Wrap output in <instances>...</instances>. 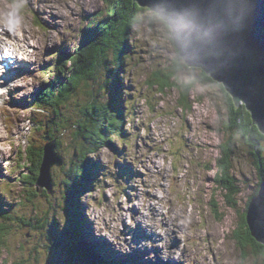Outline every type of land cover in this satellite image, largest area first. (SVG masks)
Wrapping results in <instances>:
<instances>
[{"label": "rangeland", "instance_id": "obj_1", "mask_svg": "<svg viewBox=\"0 0 264 264\" xmlns=\"http://www.w3.org/2000/svg\"><path fill=\"white\" fill-rule=\"evenodd\" d=\"M105 1L23 0L22 24L10 34L6 27V30L0 29V36L6 38L3 40L10 48L18 31L16 39L28 46L23 50L28 48L29 53L26 61L17 62L20 68L9 67L15 75L7 73L10 78L20 74L19 79L29 85V92L20 81L15 94L23 91L18 95L21 98L13 96L12 92L3 98V103L13 97L11 101L14 104L9 101L8 110L0 104V211H3L0 213V232L6 236L5 242L0 244V264H155L157 259L160 264H188L185 257L191 253L190 231L196 238L193 247L201 256V264H263V256L248 246H244L246 249L242 251L236 238L242 234L240 227L243 226L244 215L251 233L250 219L253 228H260L264 235L262 221L254 211V201L261 192L262 199H258L260 204H264V141L251 135L252 128L244 127L246 135L238 134L235 126L229 129L232 134L224 129L230 111L227 103L230 94L225 87L220 89L212 77L210 80L215 83H196L186 107L180 105L183 99L181 87L168 88L160 93V87L151 85L159 71L163 76L174 74L175 63L180 65L178 61L182 59L180 55L177 59L178 50L169 26L153 11L132 30L127 49L133 54H129L130 59L118 67L121 72L118 79H122L115 87L122 90L126 123L123 126L125 134L121 137L125 136V139H112V145L99 148L94 139L73 126L79 118L85 122L93 117L87 115L85 105L92 89L84 88L78 92L77 104L71 100L72 105L64 114L66 118H73L71 123L64 122L61 126L60 122L51 128L46 120L49 128L47 140L50 141L57 132L61 147L57 150V142L53 141L45 142V149L50 148V144L55 145L60 164L51 171L42 167L38 184L33 182L31 174L35 170V156L32 152L26 154L24 149L37 142L38 136L47 129L37 120L43 111L35 105L39 90L44 87L40 85L31 94L35 82H31L30 72L35 75L33 78L37 83L41 80L43 84L58 86L59 76L48 73L55 70L57 65L51 64L54 61L46 64L45 70L41 67L45 52L51 50L56 54L63 50L69 56V53L74 54L89 22L102 18L99 14L107 12ZM12 2L0 0L1 22ZM11 52L13 59L20 54L17 48ZM69 58L65 56V59ZM58 62L59 59L56 60ZM180 67L178 86L184 89L186 84L197 81L196 75L202 70L185 62ZM39 71L48 74L45 77L36 75ZM95 82L91 85L93 95L97 97L96 103L105 107L98 115L100 135L106 137L112 130L109 128L110 116H115L105 101L109 98L107 90L113 85H108L107 89ZM14 83L17 84L16 81ZM250 117L252 125L256 126L251 114ZM34 120L40 125L37 126ZM9 121H14L16 129L9 127ZM236 123H240V118ZM69 125L73 127L63 130ZM230 137L237 147L226 159L231 165L223 174L220 166L224 163H220L219 158ZM29 141L32 142L30 145ZM119 147L121 151L117 150ZM89 151L92 154L84 158ZM256 152L263 156V160L261 156L257 158ZM46 163L47 160L43 162L44 165ZM161 163L166 167L155 178L153 173ZM164 170L170 181L160 180L164 177ZM220 179L229 182L224 185ZM183 180L188 187L182 184ZM230 186L240 191L234 203L225 199L226 188ZM177 189L181 190L171 196ZM180 193L184 195L183 200L178 196ZM173 205L177 214L184 218L179 220L181 226L174 220L169 225L164 215L166 206L173 208ZM162 212L164 214L160 216ZM190 214L194 220L191 216L190 220L185 217ZM163 217L164 223L160 221ZM173 230L176 232L173 233V249L170 250L166 238ZM195 256L189 264H197Z\"/></svg>", "mask_w": 264, "mask_h": 264}, {"label": "trees", "instance_id": "obj_2", "mask_svg": "<svg viewBox=\"0 0 264 264\" xmlns=\"http://www.w3.org/2000/svg\"><path fill=\"white\" fill-rule=\"evenodd\" d=\"M105 4L107 7V12L105 15L99 14L102 16V18H94L91 22H89V25H87L88 27L83 30L84 33L82 35L81 42L79 43L74 54H72L73 56L71 53H69L71 57L66 53H62L59 57L60 59L58 63H56V61L55 63H51L56 64L57 66L55 67V70H52L48 73H53L56 77L59 76L58 86H43L44 88L39 91L38 98L35 95V99L37 98V104L35 105H37L44 114L40 115L37 120L41 121V123H43L44 127L47 129L45 133H41V135L38 136L37 142L30 145L32 142L29 141L30 146L26 149V154L32 152V154L35 156V159H33L35 170L34 173L31 174V178L36 184H38L40 169L45 158V145L47 143L49 144L53 141H56L57 150L61 147V141L59 138H57L58 134L54 129L53 130L56 132V134H53L52 137H50V141L49 139L47 140L46 135L49 132V128L47 126L46 120H48L51 128L57 127L60 122L61 126H63L64 122L71 123L73 118H66L64 117V114L71 107V100H73L75 103L74 105L77 104L78 92L84 88L91 87L92 89L90 98L85 105L87 110L86 113H88L87 115H93V117L86 121L83 119L85 122H82V120L79 118L77 123H74L73 126L79 127V129L82 130V133L94 139L98 144L97 147L99 148L108 146L109 144L112 145L114 143L111 141L112 139L116 140L119 136L125 134L123 126L126 123V113L124 111L125 109H123L125 106L122 99V90L120 91L119 88L115 87L116 83H120L122 79H118L121 77V72L118 67L123 61L126 62L130 59L128 56L129 54H133V52L129 53V49H127L128 38H130L133 32L132 30L135 29V26L143 22L145 16L149 17V13L152 12L145 7H141L134 0H106ZM153 16L157 17L156 14ZM65 56L66 58L70 57L68 59L70 61L65 59ZM179 57V53H177V59H180ZM178 62H180L181 66L184 63L182 59H180ZM69 63H71L70 67ZM180 65L175 63L174 74L173 72L172 74L166 73L167 75L163 76V73L159 71L157 75L153 77L154 82L152 81L151 85H157L160 87V93H164L168 88L171 89L181 87V94H183L182 97L184 101H182V99L180 105L182 107H186V104H188V96H190L191 91L195 88L196 83L208 84V82L215 83V81H212L213 79L210 80V76H208L205 72L200 71L199 74L196 75L197 81L195 83L192 82V84H189L188 86H186V84L183 89L182 86H178V84L180 85ZM93 81H96L95 83H97L98 86L99 84H102L103 86L107 87V89L109 88L108 85H113L111 89L107 90L109 98H107L105 101H107V108L109 111L113 110L115 116H110L111 123L109 128H112V130L111 134L106 137H102L100 135L101 121L98 119L99 113L105 107L96 103L97 97L93 95V85H91ZM217 85L221 87L220 89L224 88L223 85ZM84 92L86 91L84 90ZM111 101L113 103H111ZM227 103L229 104L230 111L228 120H226L224 123V129L226 130L227 128L230 134H232V131L229 129H233L235 126L238 130V134H241L242 132L244 135H246V129L244 127H248V129L252 128L251 135L253 137L254 135L257 136L261 142L264 141V136L259 132L257 126L252 125V119L245 106L240 105L238 108L235 107L230 96L227 97ZM63 108L68 109L62 110ZM95 111L97 113H94ZM238 118H240V123L237 124L236 121ZM35 120L34 123H36L38 126L39 122L37 123ZM73 126H64L63 130L69 129ZM226 141L225 148L221 151L222 155L219 158V162L224 163V165L220 166V172L223 174H226L229 171L228 168L230 167L231 162H228L226 159L229 157L230 153H234V147L236 146V144L232 142V137ZM45 142L47 143L45 144ZM91 154L92 153H90V151L87 152V154L84 155V158ZM256 156L257 158L258 156H261V159L263 160V156L258 152H256ZM260 167L262 168V165ZM262 175L263 174H261V176ZM219 176L220 175L218 174L217 177ZM217 181L219 180L217 179ZM220 181L224 185L229 182V180L223 181L222 179H220ZM68 184L69 183H67V185ZM226 189L227 194L225 199H227L228 203H234L235 199L240 195V191L238 188L233 189L232 186L227 187ZM0 213L2 214L3 211H0ZM1 218L4 220L6 219L4 215H1ZM242 224L243 226L240 227V232L242 234L240 237L237 236L236 243L241 247L242 251H245V247L248 246L253 248L257 255L264 257V245L253 236V233H251L250 228L247 225L245 215L242 218ZM2 234L3 233L0 232V244L2 241L5 242L6 236H2Z\"/></svg>", "mask_w": 264, "mask_h": 264}, {"label": "water", "instance_id": "obj_3", "mask_svg": "<svg viewBox=\"0 0 264 264\" xmlns=\"http://www.w3.org/2000/svg\"><path fill=\"white\" fill-rule=\"evenodd\" d=\"M134 1L167 23L184 62L223 85L264 133V0ZM181 23L188 27L181 29ZM258 198L254 211L262 221L264 204ZM250 223L253 236L264 240Z\"/></svg>", "mask_w": 264, "mask_h": 264}, {"label": "bare ground", "instance_id": "obj_4", "mask_svg": "<svg viewBox=\"0 0 264 264\" xmlns=\"http://www.w3.org/2000/svg\"><path fill=\"white\" fill-rule=\"evenodd\" d=\"M3 27H5L4 26V24H3V22H1L0 21V29L1 28H3ZM9 36V35H8ZM24 39H26V37L25 36H22ZM6 40V38H4V36H0V59L2 60L0 63L2 64L1 65V68H0V104L2 103L3 105H5V106H8V105H10L9 104V101L11 100V99H13V97H11L10 99H8L6 102H4L3 103V98L5 99V96L7 95V94H9V93H12V92H10L11 91V89L14 87V89H15V87H16V89L17 88H19V80H18V78L17 79H14L15 77H13V80L14 81H16L17 82V84H15L14 83V86H10V87H7V81L9 80V82H11V79H9V76H8V72L10 73V74H13V75H15V72L14 71H10V69H9V67L7 68V71H6V77H4V74L2 73V66H4L6 63H10V66H12L13 68H14V65L13 64H11V61H13V58H14V54H12V50H11V48L10 47H7V45H8V43L7 42H5L4 40ZM4 43H7V44H4ZM4 44V45H3ZM12 48H14V49H16V46H13L12 45ZM28 51V48L27 49H24V52H27ZM38 67H40V65H38ZM42 67V66H41ZM34 68H35V65H34ZM35 70H36V68H35ZM30 73H32V72H30ZM207 74V73H206ZM36 75H42V72L41 71H39L38 72V74H36ZM208 75V74H207ZM33 76H35L34 74H33ZM209 76V75H208ZM211 77V76H210ZM214 80V79H213ZM218 84H219V82H217ZM9 84V83H8ZM221 85V84H220ZM224 87V86H223ZM5 89H7L6 91H5ZM16 92H13V96H14V94H15ZM16 97H18V98H21L20 96H16ZM16 100H17V98H16ZM8 103V104H7ZM123 104V103H122ZM9 107V106H8ZM237 107V106H236ZM5 112V114L7 115V113H6V111H4ZM0 117H1V111H0ZM2 118V117H1ZM11 128V127H10ZM8 132H9V129H8ZM0 137H1V135H0ZM0 141H2L1 139H0ZM1 146V145H0ZM50 146V148L49 147H47L46 149H45V158H44V162H45V160H47V163L44 165V164H42V167H43V169H47V170H50L51 168H53L54 166H57V165H59L60 163H59V160L57 159V155L55 154V145H53V144H50L49 145ZM2 147V146H1ZM49 150H50V152H49ZM52 152H54V153H52ZM50 153V154H49ZM52 155V156H51ZM48 156H50V157H48ZM60 159H62V157L60 158ZM49 160H52V162L51 161H49ZM4 161V160H3ZM62 162H63V160H61ZM5 162V161H4ZM41 167V168H42ZM40 171H41V169H40ZM51 171V170H50ZM50 171H49V173H50ZM48 173V174H49ZM51 178V177H50ZM264 183V182H263ZM262 184V183H261ZM52 185V184H51ZM54 188V187H53ZM164 211H165V214H164V212H162V213H160V216L161 215H165V217L168 219V222H169V225H172V223H173V220H174V222H176V224L177 225H182V223L179 221V220H182V219H184L183 218V216H182V214H180L179 216H177L176 214H177V211H176V207L174 208V205H173V208H169L168 206H166V208L164 209ZM133 213H134V211H132ZM175 212V213H174ZM132 213V214H133ZM151 213H152V211H151ZM131 214V215H132ZM153 215V214H152ZM158 218H159V216H158ZM160 219V218H159ZM153 220V219H152ZM164 220H165V218L163 217L160 221L161 222H163L164 223ZM130 221H131V216H130ZM165 222H167V221H165ZM250 222V221H249ZM185 227V226H184ZM77 228V227H76ZM129 228H131V226L129 227ZM128 228V229H129ZM170 230H171V226H170ZM131 231L136 235V233L133 231V229L131 228ZM145 231H147L148 232V229L147 228H145ZM82 232V231H81ZM174 232H176L175 230H173L172 231V233H170V231H169V235L167 236V238H166V240H167V242H168V244H167V248L168 249H173V244H172V241L174 240L173 239V233ZM185 232V231H184ZM83 233V232H82ZM183 234V231L180 233V235H182ZM123 236V235H122ZM133 236V235H132ZM130 237V236H129ZM169 238V239H168ZM179 238H180V236H179ZM161 239V238H160ZM179 240V239H178ZM85 241V240H84ZM86 243V242H85ZM138 243V242H137ZM91 244V243H90ZM85 245V244H84ZM133 245H135V246H137V244L136 243H134ZM139 245V244H138ZM101 246V245H100ZM164 248V247H163ZM138 249L140 250V246L138 247ZM77 252V251H76ZM142 255H144V253L142 252L141 253ZM174 259H176V258H174ZM171 260H172V258H171ZM157 261H159L158 259L155 261V264H160L159 262H157ZM160 261H164V259H161ZM186 261H187V259H186ZM185 261V262H186ZM165 263V262H164Z\"/></svg>", "mask_w": 264, "mask_h": 264}, {"label": "clouds", "instance_id": "obj_5", "mask_svg": "<svg viewBox=\"0 0 264 264\" xmlns=\"http://www.w3.org/2000/svg\"><path fill=\"white\" fill-rule=\"evenodd\" d=\"M24 9L23 0H13L10 4L9 8L3 14V24L9 30L13 31L17 27H19L23 22V15L21 14V10ZM188 27L187 24L181 23L180 28L186 29Z\"/></svg>", "mask_w": 264, "mask_h": 264}, {"label": "snow or ice", "instance_id": "obj_6", "mask_svg": "<svg viewBox=\"0 0 264 264\" xmlns=\"http://www.w3.org/2000/svg\"><path fill=\"white\" fill-rule=\"evenodd\" d=\"M261 227H264V220H262L261 222Z\"/></svg>", "mask_w": 264, "mask_h": 264}]
</instances>
